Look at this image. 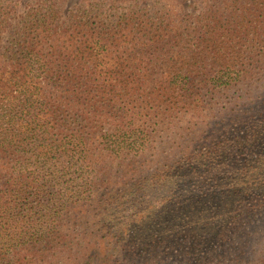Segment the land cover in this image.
<instances>
[{
	"label": "trees",
	"instance_id": "obj_1",
	"mask_svg": "<svg viewBox=\"0 0 264 264\" xmlns=\"http://www.w3.org/2000/svg\"><path fill=\"white\" fill-rule=\"evenodd\" d=\"M66 1L0 0V264H264V0Z\"/></svg>",
	"mask_w": 264,
	"mask_h": 264
},
{
	"label": "rangeland",
	"instance_id": "obj_2",
	"mask_svg": "<svg viewBox=\"0 0 264 264\" xmlns=\"http://www.w3.org/2000/svg\"><path fill=\"white\" fill-rule=\"evenodd\" d=\"M78 4L79 3L76 0H67L64 7L65 10H71V9L75 10ZM177 10L183 13L198 14L202 10V7L201 5L196 4L194 1L187 0L184 3H181L177 7ZM191 121H193V124L200 122L197 118L194 119L188 118L187 121L184 123L185 127L191 126V123H189Z\"/></svg>",
	"mask_w": 264,
	"mask_h": 264
}]
</instances>
